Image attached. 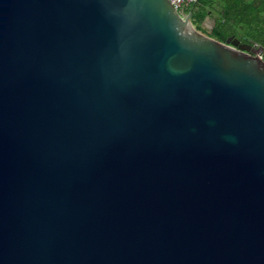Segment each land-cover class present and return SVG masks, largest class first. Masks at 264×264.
Wrapping results in <instances>:
<instances>
[{
  "label": "water",
  "instance_id": "water-1",
  "mask_svg": "<svg viewBox=\"0 0 264 264\" xmlns=\"http://www.w3.org/2000/svg\"><path fill=\"white\" fill-rule=\"evenodd\" d=\"M0 264H264V47L0 0Z\"/></svg>",
  "mask_w": 264,
  "mask_h": 264
},
{
  "label": "trees",
  "instance_id": "trees-1",
  "mask_svg": "<svg viewBox=\"0 0 264 264\" xmlns=\"http://www.w3.org/2000/svg\"><path fill=\"white\" fill-rule=\"evenodd\" d=\"M184 14L203 34L225 43L230 37L264 47V0H197ZM212 20V29L205 27Z\"/></svg>",
  "mask_w": 264,
  "mask_h": 264
},
{
  "label": "built area",
  "instance_id": "built-area-1",
  "mask_svg": "<svg viewBox=\"0 0 264 264\" xmlns=\"http://www.w3.org/2000/svg\"><path fill=\"white\" fill-rule=\"evenodd\" d=\"M179 13H183L197 0H169Z\"/></svg>",
  "mask_w": 264,
  "mask_h": 264
},
{
  "label": "rangeland",
  "instance_id": "rangeland-1",
  "mask_svg": "<svg viewBox=\"0 0 264 264\" xmlns=\"http://www.w3.org/2000/svg\"><path fill=\"white\" fill-rule=\"evenodd\" d=\"M182 16H187L186 14L180 13ZM212 25V20H208L205 24V27L209 29V27Z\"/></svg>",
  "mask_w": 264,
  "mask_h": 264
}]
</instances>
